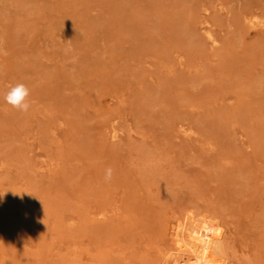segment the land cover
Here are the masks:
<instances>
[{"label":"rangeland","instance_id":"1","mask_svg":"<svg viewBox=\"0 0 264 264\" xmlns=\"http://www.w3.org/2000/svg\"><path fill=\"white\" fill-rule=\"evenodd\" d=\"M2 193L0 264H264V0H0Z\"/></svg>","mask_w":264,"mask_h":264},{"label":"clouds","instance_id":"2","mask_svg":"<svg viewBox=\"0 0 264 264\" xmlns=\"http://www.w3.org/2000/svg\"><path fill=\"white\" fill-rule=\"evenodd\" d=\"M4 102L19 112H28L32 107L30 100V89L23 83H17L8 87V90L3 95ZM112 178V169H106L105 180L109 181ZM4 193L0 194V199ZM222 245L218 244L217 249Z\"/></svg>","mask_w":264,"mask_h":264},{"label":"bare ground","instance_id":"3","mask_svg":"<svg viewBox=\"0 0 264 264\" xmlns=\"http://www.w3.org/2000/svg\"><path fill=\"white\" fill-rule=\"evenodd\" d=\"M252 15H253V14H252ZM249 18H250V17H249ZM250 19L253 20L254 18L252 19V16H251ZM251 20H250V21H251ZM255 20H256V19H255ZM255 20H254V21H255ZM250 21L248 20L247 22L250 23ZM245 23H246V22H245ZM254 23H255V22H254ZM250 27H251V26H250ZM250 27H249V28H250ZM191 32H192V31H191ZM189 33H190V32H189ZM209 35H210V34H209ZM209 35H208V36H209ZM206 37H207V36H206ZM211 37H212V36H211ZM207 38H208V37H207ZM209 38H210V36H209ZM211 41H212V38H211ZM213 41H214V40H213ZM113 135H114V134H113ZM111 136H112V135H111ZM112 137H113V136H112ZM113 138H114V137H113Z\"/></svg>","mask_w":264,"mask_h":264}]
</instances>
